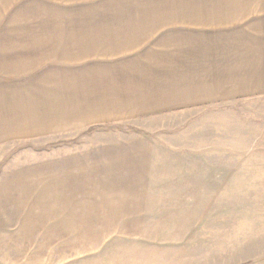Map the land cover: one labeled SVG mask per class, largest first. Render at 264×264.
<instances>
[{
  "label": "crops",
  "instance_id": "0c3cea01",
  "mask_svg": "<svg viewBox=\"0 0 264 264\" xmlns=\"http://www.w3.org/2000/svg\"><path fill=\"white\" fill-rule=\"evenodd\" d=\"M86 2L0 0V145L45 139L46 120L79 117L69 79L61 95L42 92L43 106L33 87L31 70L43 65L30 47L47 44L48 60L61 45L73 64L96 59L102 76L92 82L103 99L94 108L119 101L105 118L162 117L164 129H181L184 140L122 163L136 168L105 179L112 188L91 196L102 201L90 203L83 227L70 207L64 244L73 256L65 263L84 255L86 264H264V137L257 140L264 134V0H161L151 5L159 14H76ZM46 6L71 13L55 11L51 30ZM148 44L149 54L139 56ZM108 66L131 74L107 77ZM17 158L0 170V264H29L37 239L63 244L59 233L39 229L47 216L44 160L13 169ZM53 256L49 264H62ZM32 261L45 258L35 253Z\"/></svg>",
  "mask_w": 264,
  "mask_h": 264
},
{
  "label": "rangeland",
  "instance_id": "374dc122",
  "mask_svg": "<svg viewBox=\"0 0 264 264\" xmlns=\"http://www.w3.org/2000/svg\"><path fill=\"white\" fill-rule=\"evenodd\" d=\"M158 1L161 0H104L102 4L95 5L88 0V2L76 7L74 12L76 14L143 13L142 15H147L146 13L152 10V12L159 14L161 9L156 12L153 6L151 7V5H157L154 3ZM55 11L64 14L71 13L65 7L46 6L45 23L51 30L55 24H58V22L49 19ZM126 32L121 31V34ZM58 49V58L48 60V57H50L49 44L45 46L44 51L41 47L35 49L30 47L29 53H31V56L35 51L39 57V65H43L42 69L31 70L30 78L34 81L33 87L36 89L38 97L40 96L42 106V98L44 97L42 92L52 95L56 91L58 95H61L66 91L62 90L66 80L69 79L72 89H77L74 98L77 99L75 105L79 109V117H72L73 109L71 111L67 110L73 120H55L54 117L53 120L47 121V114H45V129H50L45 135V139L40 135L29 138L22 144L3 142L0 145V149L4 146L6 148L5 155L0 159V170L4 169L5 163L13 155L19 157L13 163V169L20 167L19 164L23 162L42 163V159L45 162L48 178L45 182L48 195L45 205L47 216L44 226H40L39 229L41 233L47 236L59 233L63 237V244L60 247L53 246L46 239L45 245H42L41 239H37V245L32 244L30 246L31 261L29 264H35L32 261V255L35 253L42 261L45 258L43 264H49V257L54 255L53 258L57 259L59 254L63 259L62 264H67L64 259L73 256L69 252V245L64 244L68 241L64 237L70 236L73 226V214L70 212V207L77 206L78 225L83 227V221H86V213L90 203L100 204L102 201V199L92 198L91 196L99 195L103 190L112 188V184L105 179L114 175L121 176L125 169H130V172H133L136 168L133 165H122V163H129V159L132 157H154L158 152H165L164 147L167 144L184 140L181 129H164L165 119L162 117H155L154 115L121 117L120 115V117L105 118L107 113L112 110L116 111L115 107L119 105V101L107 98L103 101L100 100L99 105L94 108V105L97 104L94 99L98 96L103 99V94L99 91L101 86L92 82L99 75L102 76L101 68H98V66L93 67L96 59H91L88 63L78 60L76 64H73L66 60L70 50L68 46L61 45ZM150 49L151 45L148 44L140 48L137 54L139 56L145 53L149 54ZM58 67L60 68L57 69ZM107 68V77L114 73L119 75V71L120 73L127 72V76L131 74V69L128 68H115V70L110 69L109 66ZM44 111L46 109L43 107ZM126 114L123 116H126ZM37 120L38 124H35V126L42 129V120ZM74 120H77V122L75 123ZM28 124L31 125L32 122L28 121ZM91 125H104L105 127L93 131L87 130ZM262 132H264V129ZM187 135L185 140H187ZM263 137L264 134L261 133L257 140L262 141ZM151 143H158V149H153L157 148V145L151 146ZM120 159L122 161H119ZM100 209L98 207V210ZM105 213L107 212L105 211ZM80 253L83 252L80 251ZM84 259V255L79 256V264H86ZM38 264H41V262H38Z\"/></svg>",
  "mask_w": 264,
  "mask_h": 264
},
{
  "label": "trees",
  "instance_id": "16d2710c",
  "mask_svg": "<svg viewBox=\"0 0 264 264\" xmlns=\"http://www.w3.org/2000/svg\"><path fill=\"white\" fill-rule=\"evenodd\" d=\"M96 129H97L96 127H89V129H87V130L93 131V130H96Z\"/></svg>",
  "mask_w": 264,
  "mask_h": 264
}]
</instances>
